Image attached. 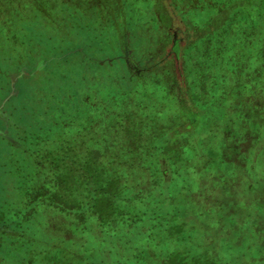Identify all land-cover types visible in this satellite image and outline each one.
<instances>
[{"label":"rangeland","instance_id":"374dc122","mask_svg":"<svg viewBox=\"0 0 264 264\" xmlns=\"http://www.w3.org/2000/svg\"><path fill=\"white\" fill-rule=\"evenodd\" d=\"M119 39L126 52L132 40L131 62ZM0 72L1 92L10 78L0 96V264L6 244H20L11 233L24 235L8 218L19 201L26 219L45 223L32 232L89 257L102 247L108 261L109 246L124 256L133 244L160 258L149 237L160 224L185 263L264 264V0H0ZM43 110L60 128L35 141L50 124ZM65 148L112 175L106 203L126 209L132 196L124 218L96 213L115 225L101 235L96 215L75 220L47 204L48 188L37 192L39 179L51 181L45 157ZM65 185L81 187L69 170ZM145 212L153 221L135 222L146 236L132 243ZM116 233L127 243L110 244Z\"/></svg>","mask_w":264,"mask_h":264},{"label":"trees","instance_id":"16d2710c","mask_svg":"<svg viewBox=\"0 0 264 264\" xmlns=\"http://www.w3.org/2000/svg\"><path fill=\"white\" fill-rule=\"evenodd\" d=\"M217 48L218 47L216 45L215 49H217ZM213 53L216 54L215 50ZM218 55L221 56L220 53ZM188 61H190V59H188L187 62ZM68 73H69V71H67V73L57 74V78L55 80L53 79L54 81L52 82V85L53 84H57V85H61V86L63 84L66 85ZM69 75H70V73H69ZM0 79H3V77L1 76V72H0ZM9 79L10 78H5V80H4L8 86L5 87L6 90H4V92L0 91L1 98L8 94V91H9L8 82L10 83ZM81 82H82V80L79 81V83H81ZM65 104H67V103L64 102V105ZM30 108H32V107H30ZM68 108H70V107H68ZM31 112H33V111H31ZM43 112H44V110H43ZM43 117H45L44 118L45 120L48 119L47 121L50 124L47 128L41 129V130H44L43 132L39 129V133H38V136L35 137V141H37L40 138H45L46 136L49 137L50 135H52V133L54 132V130L56 128H60V125L58 122H56V123L52 122V119H54V117L52 118L51 114L48 115V112H44ZM71 118H74V117H71ZM74 126L75 125L72 124L68 127H74ZM84 129H86V126H84ZM71 136L72 135H70V138H71ZM72 138L67 139V140L65 139L66 140L65 141L66 147H67V141H68L69 149L72 148ZM70 146H71V148H70ZM69 149L66 150V148H65L62 151H59V153H57L58 151L57 152L56 151L49 152V154L45 157L46 170L44 172V175L49 177L50 178L49 180H51V181L49 182L48 180H46V178H43V180H41V181H39L40 180L39 179L36 183V185H38L37 186V192L41 191L44 188H48L50 193L47 196V198L51 199L52 201L50 200L51 202H49V199H44L45 201H47V204L49 206L50 205L56 206L57 204H60V206H62V209L64 208V212H66V209H68L71 212H73L74 215L77 216V218L75 220L81 219L79 221H84L87 217H89L91 215H96L98 221H96L95 224L93 223V225L96 228L97 233L101 235V233H102L100 231L101 228L103 229L105 226L110 227V226H115V225L109 224L108 220H106V219L101 220L99 218V215L96 213H99L103 216H105V215L108 216L111 214H118L119 217L124 218L126 215H128V211H132V209H131L132 205H130V202L132 200V196L129 195V197H128V199H126V201L122 200L123 205L129 204V205H125V206H127L126 209H122V208L118 207L119 202L117 203L118 205H116V208L111 206L110 204L106 203V201H105L106 194H104V191H105L104 188L111 189L112 187H114V183L112 181V179H113L112 175L110 173L105 172L103 167L98 166L96 161H89L87 158H83V152L81 154L82 157H78V156L74 155V152L71 151L72 149L71 150H69ZM160 154H161V152H160ZM111 155L113 158L116 157L115 154H111ZM129 155H131V154H129ZM78 158H80L82 160L79 164L77 162ZM154 159H155V157H154ZM172 159L175 160L174 158H172ZM154 163H155V161H154ZM129 165H130L129 166L130 171H132V163L130 162ZM154 169H155V167L151 168L150 172H154ZM68 170H69V172H72L73 176H78V180H79L80 185H81L80 189L73 191V194L69 193L67 185H65ZM37 172L38 171H34L33 176L39 177V174H37ZM90 173H91V176H93L95 178L94 181H91L89 179L88 174H90ZM34 174H37V175H34ZM102 179H103V181H102ZM97 180H100V181L96 182ZM51 183H52L53 187L49 186V184H51ZM104 183H105V186H104ZM28 192H29V190H28ZM127 193L128 194L130 193V189H127V190L125 189V194L128 195ZM38 195H40V194H38ZM97 196H98V199H95ZM27 200H28V198H27ZM38 200H40V199L37 198L36 201H38ZM28 201H35V199L28 200ZM23 203L24 202H21V201L17 202L16 206L12 210V212H13L12 216L11 217L8 216V218H10L9 220L14 221L13 227H15V231H17V229H18V231L20 232V230H21L24 233V235L18 236V235H14L11 233L12 237L19 238L20 244L16 245V247H13V248H10V246L8 244H6V246H5L6 249H4V252L7 255V261H8L7 264H75L73 260H75L76 258H80V261L83 262L82 264H86L85 259L90 256V255H88L89 248H87V249L81 248V249L73 252L70 249V245L72 243L67 242L70 244L68 247H67V244L64 245V242L67 240H61V242L63 244H61V246H58V245H54V243L51 244V241H53V240L50 241V240H48L47 237L43 238V237H40L38 235V233L35 234L34 232H32L31 226H38V228H40V225L43 227L45 223L40 224L43 221L42 220L38 221L35 218H33V220L31 218L26 219L24 217L25 207L22 206ZM102 207H107L108 211L107 212L104 211V208H102ZM174 211L177 213L178 210L174 208ZM141 214L145 216L144 219H137V217L135 215L136 219L134 221L132 220L133 225H132V231L130 232L132 234V237H133L132 243H134L140 237L142 239V236L145 235L144 233L139 231L140 227H138V225L135 224V222H139L141 220L147 221V217H149L148 222L153 221L152 218L154 217V213L151 212L150 214H148V216H147L146 212H145V214H143V213H141ZM13 215H15V217H13ZM168 218H169V216L162 220V217H161L160 219H155V221L157 220L156 222L161 223V222L167 221ZM3 221H4V219H0L1 225H2V223L4 224ZM125 224H126V222H124L122 220V225L119 226L118 228L126 227ZM178 225L182 226L181 224H178ZM150 228H151V231H150L149 237H150V240L154 243V247L156 249H158L160 254L162 253V256L161 257L159 256L160 258H158V256L156 257L157 254H150V251H148L147 249L136 250V249H134V247H133L134 245L132 244L130 247L131 252H133L134 250L136 251V252H133L132 254H131V252L129 253L128 251H126L128 254L123 256V255L119 254L117 252V250L114 249V247L112 248V246H109L107 249L108 250L107 252H109V254H108L109 260L108 261H107L106 257H102L100 255L102 253V249H101L102 247L98 248L97 252H94L95 251L94 249H90L92 254H93V257H89V259L95 258L92 260V262H94L93 264H105V262H108L107 264H114L112 262V257L114 255H118V256H121L120 259L126 260V262H124L122 264H190L189 262L185 263L184 259L181 256H179L181 254L187 255V253L185 251L180 250L181 253H177L176 251L174 253V251H171V249H170L171 246L174 245V243L172 241L166 242L164 240V236L162 235L161 231H164L166 226L162 227V225H160V224H158L157 226L154 224ZM106 230H108V229H106ZM127 232H129V230H127ZM116 234L118 235V238L117 239L115 238L110 244H113L115 242L124 243V244L127 243V242L126 243L121 242L119 239V237L121 235L118 233H116ZM101 238H104V236H102ZM30 240L33 243H35V246H31V245H28L26 243L27 241H30ZM174 240H177V238L174 237ZM80 241L81 240H78L77 242H79V243H76V244L78 246L84 247V245ZM24 246H27L28 250L25 251L26 247H24ZM37 247H38V250H35ZM132 248H133V250H132ZM32 250H35V251H32ZM63 251H66V252H63ZM85 251L86 252L88 251L87 252L88 256L83 255L84 254L83 252H85ZM24 252H25V254H24ZM33 254H34V256H33ZM172 254H174L173 255L174 257H171ZM20 255H22V256H20ZM32 256H33V258H32ZM8 257H10V258H8ZM25 258H26V260H25ZM127 260H129V261H127ZM181 260H183V263ZM179 261H180V263H179ZM65 262H68V263H65ZM193 264H199V263L197 261H194Z\"/></svg>","mask_w":264,"mask_h":264},{"label":"flooded vegetation","instance_id":"af4514ba","mask_svg":"<svg viewBox=\"0 0 264 264\" xmlns=\"http://www.w3.org/2000/svg\"><path fill=\"white\" fill-rule=\"evenodd\" d=\"M121 40L119 39V45L118 47H120V50H121V54H120V57L123 59L125 58V61L128 63V60L131 62L132 61V48H131V45H132V40L129 42L130 44V50H128V52H126L122 47H121Z\"/></svg>","mask_w":264,"mask_h":264}]
</instances>
